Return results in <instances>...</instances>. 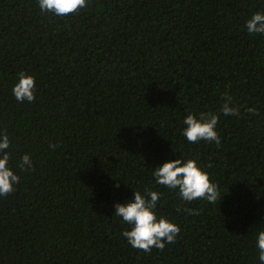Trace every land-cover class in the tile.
Returning <instances> with one entry per match:
<instances>
[{
	"label": "trees",
	"instance_id": "1",
	"mask_svg": "<svg viewBox=\"0 0 264 264\" xmlns=\"http://www.w3.org/2000/svg\"><path fill=\"white\" fill-rule=\"evenodd\" d=\"M257 11L264 0H87L58 16L0 0V132L20 177L0 197V264H260L264 35L245 27ZM20 72L35 78L31 103L12 93ZM225 96L238 116L220 112ZM200 112L219 116V147L183 136ZM177 158L207 172L221 200L156 184L153 170ZM145 189L180 229L163 251L131 247L114 215Z\"/></svg>",
	"mask_w": 264,
	"mask_h": 264
},
{
	"label": "clouds",
	"instance_id": "2",
	"mask_svg": "<svg viewBox=\"0 0 264 264\" xmlns=\"http://www.w3.org/2000/svg\"><path fill=\"white\" fill-rule=\"evenodd\" d=\"M87 0H38L41 12H51L58 16H67L78 9L86 7ZM245 27L250 34L264 35V12H255L245 21ZM18 81L12 87V93L18 102L29 103L35 100V78L24 72H20ZM239 108L232 106L231 96L224 97L220 112L225 115H239ZM246 111L258 115L255 108H248ZM219 116L211 112H200L198 115L189 113L185 116L182 134L189 143L195 144L203 140L215 142L220 146V137L216 125ZM10 147V140L6 132H0V197H6L15 191V185L20 183V177L9 167L10 154L6 151ZM55 148V145H49ZM19 168L27 171L33 167L29 155L21 157ZM211 167V164L208 165ZM156 184L169 189H178L179 198L185 202H192L198 199H205L215 204L222 196L218 185L210 182L207 172L199 168L192 159L186 161L177 158L164 162L156 167L152 173ZM118 186V185H117ZM160 193L151 189H145L142 195L134 191L132 199L126 203H115L114 215L122 218V221L130 226L123 231L122 235L128 244L146 253L153 248L163 251L166 244H174L180 231L179 227L170 222L167 217H157L154 209L160 199ZM177 212L184 211L189 214H198L194 209H181L176 206ZM258 259L264 264V229H259L256 236Z\"/></svg>",
	"mask_w": 264,
	"mask_h": 264
}]
</instances>
